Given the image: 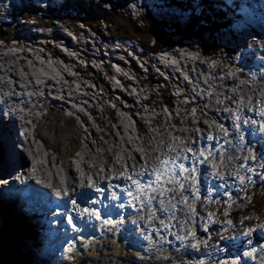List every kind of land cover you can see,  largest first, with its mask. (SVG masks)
Returning <instances> with one entry per match:
<instances>
[{"label":"bare ground","instance_id":"bare-ground-1","mask_svg":"<svg viewBox=\"0 0 264 264\" xmlns=\"http://www.w3.org/2000/svg\"><path fill=\"white\" fill-rule=\"evenodd\" d=\"M97 2L101 3L100 1ZM181 2L183 4H186V6L187 4L192 6V4H190L189 1L182 0ZM226 2L229 3V0H226ZM231 2L234 3V0H231ZM242 8H243L242 15L245 21L240 26L244 28L242 30V33L239 32L241 30L240 28L237 29L235 27L236 23H228L227 26L228 30L220 33V36L223 39H228L238 34L240 36V38L237 40L239 41V43L235 42L230 46L223 44L218 51L212 53L210 56H207L205 53H201V52L200 54H195V51H192L194 54L193 55L191 51L185 50L184 48H182L179 51L178 55L181 56L187 55L188 58L193 57L191 60H186V61L187 62L191 61L194 64L196 71L192 72V82L190 84V89L192 94H189L190 101H186L188 105H184L179 101L177 108L173 109L170 106L166 107L168 110H170L171 115L174 117V122L179 123L180 126L182 127V129L178 133L175 132L176 134H174L172 132L173 135H171L170 133L167 134V132H169V130L171 129L169 126L170 124L169 113H167L165 108L161 107L158 109V107H152V105H147L149 102L145 98L146 96L145 92H141L142 90H139L136 94H133L129 99L125 95V93L121 91L124 93L123 96H125L126 100L131 101V103L134 105L133 109L128 108L126 110L130 113V117L127 118L124 115V118H122L120 116L121 113H118V118L120 119V122L118 123L123 124V128L119 127L118 125L117 128L119 129V132L125 135L122 134L123 136L119 138L116 134V129L112 128L111 125L108 124L107 126L111 130L110 136H112L113 138L109 139L108 137H106L105 140L103 141L99 139L97 143H95V141L93 142L91 138L95 137L97 139L100 133L93 128L90 121L88 120L89 117L87 110L90 111L89 114L92 115L93 120L95 121L99 120L97 122H100V120L103 119V113L101 114V119L96 117V113H95L96 102L102 103L104 94L108 98L111 97L113 93L109 90L108 91L106 90L104 93H102L101 91L95 89L91 84H87V80L91 81L90 80L91 77L87 75L84 76L83 75L84 72L82 70H78L80 69V65L77 66L76 72H80L83 74L80 73L75 74L74 72L75 67H71L66 63H63L61 67L60 66L57 67L59 71L56 68V71L54 72L53 70L49 69V67H46L45 62L37 61L34 57V55L37 53L36 45L37 43H41L43 39L41 38V36L43 37V33H42L43 30L37 26L36 27L32 26L33 29L32 33L37 34L36 36L38 37L37 39L32 38L33 40L31 44H26L27 43L26 40L22 39L25 45H31L32 50H34L33 53L25 50L22 53L13 54L12 51L6 50L5 47H3V45L0 44V99H1L0 108L2 106L5 107L8 109V112L10 113L9 115L10 118L8 117L6 120L3 119L0 114V136L4 139L8 151V156H10L12 159V164H11L12 168L13 169L17 168V170L19 171L18 173L20 178L24 177L25 174L31 175V173H27L29 167L31 168L33 177L36 178L37 181L41 179L40 180L41 182L48 183L50 176L54 177L52 188H44L42 186L34 184L35 188L40 192L48 194L49 202L47 204H49L50 207L53 206V204L54 207L63 206L61 202L57 201L54 194L55 190L63 189L64 191H67L68 196L67 197L64 196V199L67 202H71L72 199H76L78 201V202L76 201L77 206L71 205V207L75 213H78L81 211L82 209L81 207H85V204L89 205L88 202H85L84 200L81 199L79 195L80 193L87 192L89 196L92 197L97 196L96 195L97 193L94 190H92L89 186H88L89 188L88 187L80 188L79 186L80 184L86 186L89 177L93 179L97 178L98 186H101L103 188L110 184L113 185L114 187H118L116 184L119 183L120 184L124 183L125 185H131V182L128 180H125L123 178L114 179L113 177H118L121 172H123L125 176L129 174L131 175L133 171L142 172L145 167L151 170L154 166L158 164L156 157L169 154L168 152L169 146H171L174 149L176 146H179L182 143L183 146L181 147V149H185L186 145L183 143L180 137L186 135H190V136L192 135V136H197V140L200 139L199 141H205V140H201V138L198 136L197 133L198 130L202 132V137H207L208 135H211L213 137L217 135H221L220 134V132L222 131L221 128H223L221 126H224L228 122L233 123V121H228L224 119L220 120L222 119L220 115L223 116L233 115L232 118H234L235 122L238 123L240 121L236 120V116L240 117V120L243 121L245 116L249 117L251 116V114L259 113L258 109L261 110L264 109V103H261L262 101H264V75L258 74L255 68L258 67L264 68V34L263 35L261 34L264 31V27L262 29H259L261 33L255 32V34H252L251 32H248V30L251 29L250 24L256 21L255 19L256 17L264 15V0L257 1L255 3L247 1V4L244 1ZM203 12L204 10L201 11V13ZM215 24H219V23L216 21L213 24V26ZM213 26H209V27H213ZM24 33H27V35L24 34V36L27 37L32 36L28 31ZM63 33L65 34V37L59 36L58 28H55V31L52 34L53 38L58 42L56 43L57 46H61V48L64 49L70 48L73 51L79 50V47L77 45L69 43L70 42L69 38L71 37L68 36V34L65 33L64 31ZM248 33H251V35L248 36L247 35ZM56 37L62 38L63 40L58 41ZM112 38H115V34L113 35ZM38 39L41 40L39 41ZM52 45H54L52 46L54 48L55 42ZM246 45H248V47L251 49H249ZM13 46L18 47L19 45L15 44ZM46 46L47 48L50 47V45H46ZM242 48L244 49L243 53H242ZM38 49L40 50V48ZM54 51L56 55H54L53 58L59 60L57 54H61V52L58 51V49H55ZM39 52L43 54L42 50H40ZM92 55L93 52L90 54V56ZM258 55L261 57V59L256 58ZM43 56L46 55L43 54ZM18 57L20 59H18ZM237 58H239V60L241 61H246L249 63L250 69L247 72L241 71L242 73H240V71L238 72L231 71L234 65L237 64L236 62ZM96 60L99 62V58ZM223 61L226 62L225 68L221 67L224 63ZM19 66H21V68ZM92 72H96L95 68H92ZM216 73L225 74L230 79V83H231L230 86H226L225 82L221 83L220 82L221 78L215 75ZM160 80H162V77ZM77 81L79 87L75 86V82ZM162 81L165 84H167L166 80H162ZM196 81H199L200 83L204 84L201 87V89L198 88V84ZM246 82L250 84V90L248 91V93L252 97L249 94L246 95L244 93H240L239 90L240 86L242 85L245 86L244 84ZM103 84H106L108 86L107 82H104ZM136 85L137 88H140L138 84ZM207 88H211V90L213 91V93H211L212 97H210L208 94H204V90ZM244 90H246V88H244ZM260 90L262 91L263 96L256 95L257 91ZM55 92L59 93L58 98L55 97ZM68 93L71 94V98L67 96ZM173 97H175L174 99L176 98L178 100L181 99L178 93H175V95L173 94ZM94 98L97 99L96 102L93 101ZM134 98L140 99V101L137 102ZM193 98H201L205 110L204 109L198 110L197 108H195V111L190 110V106H191L190 103ZM84 99L86 100V103L90 102L91 106H88L85 102H83ZM67 100H69L70 102H76L77 104H79V106L77 107L76 104H70V102ZM194 101H196L198 104H201V102L198 101L197 99H194ZM115 104H117L118 109L122 106L125 107V105L124 104L122 105L120 101L115 102ZM246 105H249L251 108H253V112L245 111ZM53 107H54V111L59 112L60 115H63V117L65 118L71 116H73V118L74 117L77 118L76 116H79L81 119V122H79L74 128L75 133L79 134L80 136V138H78L79 139L78 140L79 147L77 149L78 151L74 155L76 157L77 163L73 162L72 160L67 161V156L65 157V160H62L60 158L62 152H60L59 155H57L56 157L53 158V160H51L52 155L51 153L48 152L47 148H49L52 145L55 148V152L56 151L58 152L60 147V145L58 144L63 143L65 141H69L72 135V131L69 128L58 127L56 125H50L47 123L48 118L46 117L45 111ZM107 107L111 109L113 108L109 105H107ZM256 107L259 108L255 110L254 108ZM135 109L141 110V111H136L135 113L136 116L143 114L141 117L142 122L144 123L143 126L147 127L145 133L142 134L136 133L134 127L132 126V118L133 119L135 118L133 115ZM218 109H220V111H218ZM137 112L139 114H137ZM234 114L236 116H234ZM16 117L20 119L19 126L22 128L24 135L26 137L25 148L24 150H22L21 147L19 151L15 150V141H14V136L16 135L15 127H17L18 129V126L16 125L15 122ZM204 117L207 118V121L203 120ZM147 118L150 119L149 124L146 123L144 120ZM152 120L161 121L162 123H164L162 128L159 130L153 128ZM227 126H229V124H227ZM150 127H152V129ZM251 127H257V126H251ZM127 129L129 130V132L127 131ZM162 129L165 130L163 134H162ZM46 130H52L53 137L58 141V143H56L55 145L51 143L47 134L45 133ZM228 130H233V128H230ZM261 136L262 134L260 135V138ZM160 139L162 142H158ZM247 139L248 142L252 145V147L256 151L255 153L252 150L254 155H257L260 151H264V142L263 144H261L262 148H258L257 144H254L249 138ZM39 140H41L42 143L41 142L38 143ZM187 141L191 143L193 140L189 138L187 139ZM248 142L246 141L245 144L234 142V146L231 145V147L228 149L225 146H223L221 150L218 149L208 150V148L205 151L203 150L207 158L213 159V163L206 162V164L204 165H200V164L195 165L197 168L200 169V172L197 173V180L193 181L190 178L188 181H182L184 183V189L196 187V189H193L192 192L198 191V195L199 194L205 195L204 196L206 198L205 207L207 209L204 211L205 208L203 209L202 207L198 206L197 211H199V214L202 216V219L210 222V224L215 229H218L219 227L218 224L214 222L215 221L214 218L216 219V217L219 215V212L218 215L217 213L213 212L215 204L219 203L221 208L228 206L227 204L231 202L232 204H235L236 201H234V199H237L235 197L238 196L239 192L235 193V195L233 196L225 197V192H224L225 190L218 189L216 182L214 181L212 176L216 175V172L218 176L221 174H225L223 180L226 183V189H231L235 184L242 186L243 184L240 183V179H238V176L241 174L242 171H244V169H241V166H236L235 164L241 162L243 160L242 155L248 153V151L245 149L246 145H249ZM229 143L231 144L232 142ZM98 146L102 147L103 149L102 152H99L97 150ZM124 146H126V148H124ZM162 146L164 147V151H165V153L163 154L160 152V150H158V147L160 149ZM203 146L206 147L205 144H203ZM236 149L240 150L241 156L234 157ZM258 150L259 152H257ZM28 151H30V153ZM174 154L175 153H171V155ZM188 154L189 153L185 155L189 157L193 155V153L189 155ZM222 154H226L227 157L221 159ZM3 155H4L3 149L0 148V158H2ZM250 156L251 155L247 154V157ZM42 157L45 158L44 161L42 160ZM139 157H143L144 159L139 160L138 159ZM229 157H233V158L229 159ZM200 159L202 160L203 157H200ZM65 162H68V164L65 165ZM185 164L186 166L192 165L190 160L186 161ZM249 164L252 165L253 163L249 161L247 164H243V165L248 166ZM21 165H24V167L22 168ZM126 165L127 168L125 167ZM205 168L207 169V174H206L207 180L209 178L212 179V183L210 185L206 182V180L200 178ZM220 168L223 169L224 171H222ZM254 169L255 172L252 173L254 177L260 176L259 174L260 171H261V175L264 174V171H262V169H258V170L256 168ZM228 171L232 172V174L227 173ZM247 174L248 173L245 172V176H247ZM3 176L4 173L0 172V177ZM147 177H148L147 174H145L143 177H139V178H141V180H144ZM3 183L4 182H2V184ZM78 183L80 184L77 185ZM263 183L264 181L259 185H263ZM25 185L29 186L28 184ZM168 185L170 188H175L176 191L174 193L173 192L168 193L167 197L158 196L157 199L152 202V206L154 207L158 199L160 198L167 199L165 200L166 209L169 210L170 214L174 213L172 214L174 215V218L173 219L169 218L171 215L167 214L165 211H161V208L157 206L158 212L163 213L164 218H166L165 221L166 228L161 227V230L169 228L174 230L176 234L182 232L186 235L187 238L184 241H181L180 240L181 238L177 239L176 244H180L181 242L189 244L196 238L200 237L198 235H195L193 232H191L189 228L186 226L187 221L190 223L191 219L194 217L195 214L196 209L195 210L188 209V207L192 205V202L194 201L195 198L190 195L189 191H185L184 189H181L178 184H174V185L168 184ZM72 188H74L75 192L71 190ZM209 188H213L215 192L210 193L208 191ZM115 190H119V189L116 188ZM185 197H188V199L185 200ZM245 197L246 195L244 194V198ZM237 200H241V199H237ZM196 202H198L200 205V200H197ZM177 204L179 205L178 208L180 210L176 208ZM64 207L69 208V204H65ZM148 209L149 206L143 204L141 210L146 211ZM136 211H138V209ZM39 213L45 214L44 211H39ZM235 214L236 213L234 212L233 216ZM198 216L199 215L196 214L194 220ZM176 218L177 219L183 218V220L186 223H184L183 220L182 221L176 220ZM42 219L45 218L42 217ZM221 219H222V215H221ZM256 223L258 224L256 230L253 231L250 235L247 234L246 236H241V235L236 236L238 238L237 243L241 244V246L237 248V252H240L241 247L248 246L247 239H252L251 242L252 254H250V252L248 254L246 250L245 256L244 257L242 256V258L240 259V263H238L235 259H233V257H228L227 260H231V262L225 264H237V263L264 264V242L260 243V240H264V234L261 232L262 230H264L263 229L264 216L258 218L256 220ZM223 226L228 227V233L236 234L241 231L243 224L235 225V227H233L231 226V223L227 222L224 223ZM15 232L22 234L23 237L19 238V240H21L24 239L26 233L33 232V229L30 223H28L27 221H22L18 228L15 225ZM30 238L33 239V237ZM230 240L231 239H229V243H227L226 241V244L232 245V242ZM27 241L29 242L31 241L32 246L34 245V241L25 238L24 243L25 242L26 243L24 248L30 249L31 246L28 245ZM51 241L52 240H50V242ZM219 246L220 245H216L215 247L212 246L210 248L215 249L218 248ZM188 249H189V254L188 253L187 254L190 257H188L189 259H184L183 264H196L194 263L196 262V260L195 261L193 260L192 262V259L195 257H200L199 255L194 256L196 252H200V251L198 250L194 251L193 247H189ZM30 252L32 253V251ZM23 254H29V253H23ZM219 257L220 256L218 255L215 258H210V260H204L201 264H218L217 259H219ZM33 260L37 264H39V260L38 258L36 259L35 254H33ZM53 261L54 264H61L60 262H57V260H53Z\"/></svg>","mask_w":264,"mask_h":264},{"label":"rangeland","instance_id":"rangeland-1","mask_svg":"<svg viewBox=\"0 0 264 264\" xmlns=\"http://www.w3.org/2000/svg\"><path fill=\"white\" fill-rule=\"evenodd\" d=\"M10 1L12 3L14 1L12 7H11ZM45 1L46 0H22V1L21 0H0V9H2L1 4H4L5 6H8V9H13V11L15 12L12 15L8 12L7 15H6V14H2L1 10H0V32L3 31V32L0 33V44L3 45V47H5L6 50H10L11 51V49H12L13 54L22 53L25 50L26 51H30L32 53L34 52V50H32V49L27 50V49L18 48V47L13 46V44H12V46H10L8 41H3L6 38L7 39L8 38H12V41H14V39L16 37H21L23 32H27L28 31L32 36L28 37V39H25L26 38L25 37L24 39L27 42L26 44H31L33 39H37L38 38V37H36L37 34L32 33L33 32L32 26L36 27L35 25H32V23L33 24H37V23L53 24L55 28H58V31H59L58 35L61 36V37H65V34L63 33V31L65 32V28H63L61 26L63 23L60 20L59 21H56V20L52 21V19L50 20L48 18L50 16L48 12H45V14L41 17L40 21L37 20V19H39L40 13H41L40 9H38V8L41 7L42 4L44 6L45 5ZM54 1H55L54 3H51V1H50V3L47 2V4L44 7H48L52 11H56V9L58 7H60V6H57L56 3L59 2L60 4H62L65 0H54ZM74 1H76V0H72V2H74ZM110 1H112V3H115L118 0H110ZM65 2H67V1H65ZM93 2L94 3H98V2H95V0ZM157 2L160 4L158 6L159 10L162 11L163 8H166L167 10H169L168 11L167 20H165L166 21L165 22L166 23V27L165 28L168 29V31H169V29L171 27L173 29V26L170 23H173L174 15H177V20L180 21L181 26L183 25V20H185V19H193V21H194L197 18L198 23H196V27H194V30H196V31L192 32V33L196 34V35H200L198 32L201 33V31H204L205 36L208 38V42L213 41V40H218V42H219L220 34L218 33L219 31L217 32L218 28L209 27V26H213V24L216 21L219 22L218 21V15L215 12L210 10L211 6L208 5V3H206L204 0H192V1H190V4H192V6L190 5L191 9H186L185 10L187 12H190V10H194L197 14L199 13V15L186 14V12L182 11L181 9H177V4H176L177 0H174V2H175L174 5H176V7H171L169 2H168V0H157ZM78 3H81L79 5H85L86 4V2L84 0H78ZM199 3H200V5H199ZM31 4L33 6H31ZM129 4L130 3H129V0H128V3L119 5L117 7L118 9L116 10L118 12V14H116V15L117 16H122L123 15L124 17H126V18L130 19L132 22H134V21H136V18L131 17V13H130L131 11H130V5ZM21 5H27V7L30 10H32L33 8H36V10L34 12L35 16L33 18H26V19L21 20L22 18L21 17L19 18L17 16L18 15L17 11H20ZM101 5L104 6L105 4L101 3ZM202 6L205 7V9H203ZM61 9H62V7H60V10ZM121 9L125 10V14L121 13L119 11ZM151 9L154 11L152 6H150V8L142 7L140 10L142 12H146L147 10H151ZM197 9H199V10H197ZM200 10L201 11L205 10L206 12L201 13ZM217 10H219V9H217ZM67 13H68V11L67 12H63L64 16ZM90 14L84 15V16L88 17ZM15 15H16V17H15ZM81 17H83V15H81ZM151 17H153V16H151ZM199 18H203V19L199 20ZM31 19L34 20V21H32ZM42 19H43V21H42ZM113 19L115 20L114 16H113ZM118 20H119V18H118ZM224 20H225V18L222 16L220 18V21H224ZM88 21L95 28V30L101 29L102 32H103V35L105 37L109 36V34H111L109 32H112V30L107 32V31H105V29H107L109 26H112V28H114L113 24L112 25L108 24L106 19L103 21V19H99V18L95 19V18H93L92 20H88ZM207 21H209V23ZM140 22L142 23V26L143 25L148 26L149 23H150L149 20H148V22H146L145 18H142V19L138 20V22H136V23L139 24ZM200 23L206 25L207 27H205V26L202 27L203 25H201ZM227 24H228V22H227ZM106 25H107V27L104 28V26H106ZM114 25H115V23H114ZM18 26L20 27L21 31L20 32L17 31L19 34L15 35L16 27H18ZM55 28H48V29L41 28L43 30V32H42L43 33V37L41 36V38H43V39H42L41 43H37V45H36L37 46L36 47V51L37 52L40 51L38 49L39 46H42L44 43H46L47 45H50V46H54L52 44L55 42L54 50L58 49V51H60L61 54H63L65 49L61 48V46H57L56 43H58V42L53 38V35H52L54 33V31H55ZM172 29H171V31H174ZM215 29H217V30H215ZM197 30H198V32H197ZM239 32L242 33V30H240ZM24 34H27V33H24ZM263 34L264 33H262V35ZM116 35H117L116 38H118V37L122 38L121 36H119V34H116ZM247 35L250 36L251 33H248ZM235 38L239 39L240 36L237 34L235 36ZM22 39H23V37H21V40ZM69 39H70V42H69L70 44L72 43L74 45H77L78 47L80 46L79 42H77L76 40L74 41L71 38H69ZM113 39L114 38H112V40ZM38 40L40 41L41 39H38ZM62 40H63L62 38L58 39V41H62ZM195 40H196V38L194 36H191L190 38L186 39L185 41L183 40V43H181V45L184 46L183 48L185 50H188V51H191V50L204 51L203 48H200V47L197 46V45H200V44H198V43L197 44H193L195 42ZM122 41L124 42V47L118 46V48H120V50H121V48H129L131 46H135L134 43H136L134 41H129V40L128 41L122 40ZM15 42L16 41H14V43ZM128 43H130V44H128ZM236 43H239V41H236ZM182 46H180L179 48H176L174 50L172 61H170L169 63L173 64V62H174L173 60L176 57V53ZM246 46L248 47V45H246ZM249 49H251V48H249ZM243 50L244 49L242 48V53H243ZM48 54H50L51 57H53L55 52H52V51L49 50ZM192 54H193V52H192ZM195 54H200V52H195ZM34 57L39 62H45L46 67H49V69L53 70L54 72L56 71V65L54 64V60H58V59L51 58L52 59L51 62L48 61V59H46V61H43V59H45L46 57L40 58L38 53L35 54ZM192 58L193 57L188 58L187 55H183V56L178 55V57H177V59H183V60H191ZM18 59H20V58L18 57ZM83 59H84V57H82L80 62H82ZM135 59H137V58L135 57ZM143 60L150 64V66H151L149 68L150 74L152 75V77L154 78L155 81L158 80V79H161L159 74H162V72H165L163 70H159L158 71V68H162V69L168 68L165 65V63H163L160 60H157L156 58L151 59L149 57V55L147 56V58H145ZM140 63H142V62L140 61ZM19 67L21 68V66H19ZM76 68H77V66H76ZM171 68L173 69V67H171ZM143 69H144V71H146V68L143 67ZM172 69L169 70L170 74L172 72ZM67 72H69V71H67ZM69 73H71V72H69ZM93 73H94V76H95L94 79L96 80V82L98 84H103L104 82H106L104 79H102V76H99V74L97 75V72H93ZM75 74H79V73L76 72ZM80 74H83V73H80ZM146 75H147V77L149 76V74H146ZM87 76L91 77V79H90L91 81L87 80V84H91L95 89H98L100 91V89L98 87H96L97 85L94 82L93 77L90 76V75H87ZM174 76H175V74H174ZM144 78H146V77H144ZM175 78L177 79V76H175ZM108 80L110 81L109 78H108ZM162 80H165V79H162ZM135 83L140 85L145 90V92L148 91L146 88H147V84H149V82L145 81L144 84L142 85V83L139 82V80H136ZM136 84L131 86L134 93L130 94L129 91L126 92L129 95L124 92L123 87H121L120 85H119L120 87L116 88V89L117 90H121L122 89L121 91H123L125 93V95L129 99L133 94H136L139 90H142L141 88H137ZM230 84H231L230 82H227L226 86H230ZM78 85H79L78 81L75 82V86L77 87ZM167 85L170 86L171 84L168 83ZM244 85L245 86H243V85L240 86V89H239L240 93H244V94L248 95L249 94L248 91L250 90V84L248 82H246ZM171 86L175 87L173 85H171ZM155 87L159 88L157 85H155ZM165 88L166 87H163V89H165ZM244 88H246V90H244ZM81 91H83V90H81ZM170 91H172V92H169L170 95L167 96V97H164V96L160 97V96L156 95L154 98H152V100H151V98H147L146 96H145V98H146V100H148V102H151L152 107H158V109L162 107V108L166 109L167 113H169V120H170L169 126H170V129H171V130H169V132H167V134L170 133L171 135H173V133L174 134L178 133L182 129V127L180 126L179 123L174 122V117L171 115L170 110H168L166 108L167 106L163 107L161 105L169 103V104H171V107L174 109V108H177V105H178L179 101L181 103H183L184 105H188V104H187L186 100H181V99L178 100L177 98L174 99L175 97H173L172 95L173 94L175 95V93H174V91L172 89H170ZM206 91H207V94L210 97H212L211 93H213V91L212 90H207V89H206ZM123 92H121L122 95H124ZM141 92H143V90ZM146 93H148V92H146ZM146 93H145V95H146ZM153 93L158 94V92H156V91L149 92L148 94L152 95ZM261 93H262L261 90L257 91V94H261ZM52 96H53V94H52ZM67 96L69 98H71V94L70 93H68ZM55 97H57V98L59 97V93L58 92H55ZM117 98H119V100ZM134 99L137 102L140 101V99H137V98H134ZM67 101H69V100H67ZM93 101L96 102L97 99L94 98ZM119 101L121 102L122 105L123 104L124 105L127 104V102L125 100L120 99V97L118 96L117 93L114 94V96L111 95V97H108V98L104 94V98H103L102 103H97L96 102V112H95L96 113V117L101 119V114L103 113V119L100 120V122H97L99 120H96V121L93 120L92 115L89 114L90 111L87 110L88 117H89L88 120L90 121V123L93 126V128L100 133L98 135L97 139L95 137L91 138L93 140V142L95 141V143H97L99 141V139L103 141V140H105L106 137H108L109 139L113 138L112 136H110L111 130L107 126L108 124H110L112 128L116 129V134H117V136L119 138H121L123 135H125V134L119 132V129L117 128V125L118 126L120 125V123H118V122H120V119L118 118V113H121V115L120 114L119 115L122 118H124L123 112L127 110L123 106L120 107L119 109H118V107H116L117 104H115V102H119ZM83 102L86 103V100L84 99ZM74 104H76L77 107L79 106V104H77L76 102H74ZM86 104L88 106H91L90 102H87ZM106 104L111 106V107H113L114 109L113 108L112 109L108 108ZM0 105H1V102H0ZM127 105H129V104H127ZM133 108H134V105L131 103V106L129 107V109H133ZM258 108L259 107H257V109ZM248 109H253V108H251L249 105H246V110L245 111H248ZM190 110L195 111V109H192L191 106H190ZM218 111H220V109H218ZM258 111L259 112L260 111H264V109L263 110L258 109ZM45 114H46V117L48 118L47 119V123L48 124L56 125L58 127H66V128H69L72 131L71 139L69 141H65L63 143H59L58 144V145H60L58 152L57 151L55 152V148L52 145L49 148H47L48 152L51 153V155H52V159L51 160H53L54 157H56L57 155L60 154V152H62V155H60V158L62 160H65V157L67 156V160L70 159V160H73L75 162L76 161V157L74 155L78 151L77 150L78 147H79V141H78L79 139L78 138H80V136H79V134L75 133L74 128L76 127V125L79 122H81L80 117L76 116L77 118H75V117L73 118V116H71L72 119H71V117L65 118V117H63V115H60L59 112H56V111L53 112V110H50V111L47 110V111H45ZM224 116L226 118L230 119L231 121H235L234 118H232L233 115H224ZM234 116H236V115L234 114ZM8 117L10 118L9 115H8ZM64 118H65V120H64ZM69 119H70V121H68ZM244 119H255V120H257V117L255 116L253 118L252 116H249V117L245 116ZM220 120H223V119H220ZM227 124H229V126H227ZM164 126H166V125H164ZM198 127H200V126H198ZM150 128L152 129V127H150ZM230 128H233V123L228 122L221 129H222V131L224 133L226 129L228 130ZM164 132H165V130L162 129V134ZM45 133L47 134V136H48L49 140L51 141V143H53L54 145L56 143H58V141L56 139H54V137H53L52 130H46ZM197 133H198V136L201 138L202 137V132L200 130H198ZM244 134H245L244 139L240 140L238 143H244L245 144L246 141L248 142L247 138H249L254 144H256V142L251 139L252 136L250 134H248L247 132H245ZM217 136H219V135H217ZM187 137L191 138V140L192 139L193 140H197V136L187 135ZM189 138H187V139H189ZM41 140H42V138H41ZM41 140H39L38 143L39 142L42 143ZM198 140H200V139H198ZM244 140H246V141H244ZM229 141H231L232 143L230 144V143L227 142L224 145L227 149L230 148L231 145L234 146V142H237V140L231 135L229 136ZM158 142H162L161 139ZM165 142H167V141H165ZM261 144H263V143H261ZM167 145H168V143H167ZM206 145H207L208 150H210V149L213 150L214 149V148H212L213 145H210L208 143H206ZM176 148H177V146L174 149H176ZM252 148L253 147H252V145L250 143H249V145H246L245 149L248 151L247 154H249V155L254 154V153H252L253 151L256 153L254 148L253 149ZM258 148H262V146L258 144ZM221 149H218V150H221ZM97 150L99 152H102L103 149H102V147L98 146ZM158 150H160V152L162 154L165 153L163 146L160 149L158 147ZM214 150H216V149H214ZM257 152H259V150ZM72 154H73V156H72ZM247 154L242 155L243 160L241 162H239V163H236L235 165L236 166H241L242 164H247L249 161H246L244 159L247 156ZM238 156H241V153H240L239 149H236L234 157H238ZM225 157H227L226 154H222L221 155V159H224ZM42 160L44 161L45 158L42 157ZM207 162L213 163V159L212 158H207ZM67 164H68V162H65V165H67ZM144 166H146V165H144ZM192 166L193 165H191V166L189 165V166H186V167H192ZM248 166L256 168L257 170L261 169L259 160L256 161V163H253L252 165L249 164ZM221 170L224 171L223 169H221ZM262 171H264V170H262ZM245 172H246L245 170L242 171L241 174L238 176V179H240L241 176H245ZM227 173H231L232 174V172H230V171H228ZM262 175H264V174H262ZM247 176H251L252 182L249 183L248 180L246 179L242 186L239 185L241 187V190L238 193V196L235 197V198L241 199V200L234 199V201H236L235 204H232V202L227 204L228 206H226V207H229V209H224V207L221 208L220 205H219L218 209L214 208V210H213L214 213H217V215H218V212H219V216H217L216 219L214 218L215 221L213 220L214 222H216L218 224V226H219L218 229H215L210 224V222H208L206 220H203L202 216L199 214V211L195 210L196 207L198 208V206L202 207L203 209L205 208L204 211L207 209L205 207V201H206V198L204 197L205 195H200L199 194L198 195L199 198H195L194 201L192 202V205H190L188 207V209H190V210H195L194 217L196 216V214H198L199 216L196 217L195 220H194V217H193L191 219L190 223L188 221L186 223L183 220V218H180V219L176 218V220H179V221L183 220L184 223H186V226L189 228V230L191 232H193L195 235H198L200 237L205 238V241L200 240L201 242H198L197 241L198 239H197V240H193L189 244L185 243V246H184V243L181 242L180 244H176V245H172L171 247H168V249L165 248V247H161L164 244V243H161V242H166V241L170 242L171 239H167L166 237H169V236H164L163 235V234H168V232H166L167 229H164L163 232L161 231L160 227L166 228L165 227L166 223H164V225L162 226L160 224V221L161 220L166 221V220H164L162 217H160V216L164 217V215H163V213L158 212V207H157V206H159L161 209L162 208L166 209L165 200H167V199H161V198L158 199L156 205L154 207L153 206L149 207V209L146 210V211L141 210L142 207H143V204H141L139 202V206L137 208L138 211H136L137 209L136 210L133 209L131 211V210H129L127 208V205H130L129 202H128L129 198L127 197V195H126L127 198L122 202L119 199L120 197L117 194H115L114 191L111 192L109 190L110 188H114V186L111 185V184L108 185V187H106L107 191H106V194H105V199H104L105 201H103V194L102 193H97L96 197H92V196L90 197L89 196V201L95 200L96 201L95 204H92L91 202H88L89 205L85 204V207H81L82 209L83 208H90V209L94 208L99 213L100 219H97L95 216L89 217L88 213H81V211L78 212V213H75L72 210V207H71L72 203L71 202H67L66 200L65 201H61V200L59 201L63 205V206L61 205L62 207H54V204L50 208L48 207V205H46V206L45 205H40L39 206V208H40L39 211H44V213L46 215H48V216H46L45 214H41L42 212L39 213V211L35 210V212H38V213H37V217H35V218L33 217V221L32 222H29L26 218H23V216H21L19 213H17V210H16V213H17L18 217L14 216L11 211L8 212V215L10 216V219L11 218H19L20 221L18 223H21L22 221H27L32 226L33 232L26 233L24 239L19 240L17 242V245H16V247L19 248L20 253H29V254H26V255L24 254V255L27 258H31L32 264H37L33 260V254H35L36 259L38 258L39 264H51L50 262L52 260V257L56 258L57 262H60L61 264H87V262H90L89 264H97V263L98 264H134L133 261L135 259L146 260V262L148 264H176V263H178V261H176V259H183L184 257L188 256V254H189V249L188 248L189 247H193L194 251H197L198 250V248H197L198 243L200 245H201V243H203V245H202L203 248H208V247L210 248L212 246L215 247L216 245H220L221 243L222 244H226V241H224V240H229V237L231 236L232 233L224 235L226 233V231L228 232V227L227 226H223V224L227 223V222H230V219L229 218H223V214H225L223 212H226V213H231V212L234 213L235 212L236 213L235 214L236 216L234 215L235 218H236V222L234 224H231V226H233V227H235V225H242L243 221H245L248 225L250 224L249 225L250 228H254L256 226V224H257L256 220L258 218L264 216V213H263V216H261V213L263 211L262 208L260 209L257 206V200L262 199L263 202H264V183H263V185L259 186V184L262 183L264 180L260 179L261 175L258 176V177H254L252 173L251 174L248 173ZM247 176H245V177H247ZM200 178L206 180V182L209 185L212 183V179L209 178L207 180V176H205L204 174H202L200 176ZM137 179H141V178L137 177ZM128 181H130V180H128ZM79 184L80 183H78L77 185H79ZM25 186H27V185H24L23 188ZM30 186L35 188L34 184H30ZM84 187L87 188L88 184L86 186L84 185ZM71 190L73 192H75L74 188H72ZM115 191L116 192H120L121 189L120 190H115ZM247 192H248V194H247ZM12 193L13 192H4V193H2L0 195V200H3V201H0L1 208L5 209L6 208L5 201H9L10 199H11L12 203L15 206L16 205L19 206L18 204H21V200H17L16 202H15V200H13V194ZM54 194H55V191H54ZM110 194H111V197L114 196L115 199H109L108 197H109ZM136 194L139 195L138 193H136ZM244 194L246 195L245 198H244ZM150 195H153V193H150ZM8 196L10 197V199H6ZM134 197H135V193L133 195V198ZM160 200H163V204H161L159 202ZM197 200H200V205H199L198 202H196ZM65 204H69V208L68 207H64ZM195 204H197V206H195ZM24 205H25V207H29L26 204H24ZM118 205H123V207H118ZM105 206L108 207V212L105 211ZM36 207L37 206L33 205L31 208L29 207V209L30 210L36 209ZM56 208H58V211H57ZM22 210L25 211V209H22ZM182 210H184V209H182ZM57 212H59V213H57ZM131 214H132V216H136L133 219V221H132V218H130ZM172 214H174V213H172ZM172 214H170L171 216L169 217L171 219L174 218V215H172ZM53 215H58V217L57 218H52ZM221 215H222V219H221ZM150 216L152 218H149ZM39 217L40 218L44 217L45 219L41 220V219H39ZM4 218H5L4 213H3L2 209H0V230H2L1 228L8 224ZM47 218H49L50 221H47ZM69 218L72 220L73 224L76 226L75 229H73V224H69L68 223ZM104 220H111V221H113V223L105 224ZM12 222L13 221L10 220L9 223H12ZM136 222L148 223V227L147 226H144V227L140 226L139 230L141 231V233H145L146 232L144 234V236L141 235L142 239L144 238V240H151L153 238L154 239L156 238L157 241H154V245H152V247L149 246L147 248V247H144L145 244H139V243H135V245H134L133 239L130 237V236H132V229H131L132 225L131 224L132 223H136ZM251 224H252V226H251ZM46 226L48 228H45ZM194 226H196V227H194ZM11 228L15 229V225L13 224L11 226ZM96 229H97V232L94 233V231ZM244 230H246L245 225H244ZM63 231H64V237L58 238L57 236L61 235ZM137 232L139 233L138 230H137ZM169 233H170V235H172V241L180 239V238L182 239L183 238V234H184L182 232L176 234L175 231L172 230V229L169 230ZM243 233H244V231L242 232V229H241L240 232H238L236 234H232V236L236 237V236L242 235ZM201 234H204V235H201ZM8 235H9L10 238L11 237L14 238V236L15 237L19 236L20 237L22 234L10 230V231H8ZM32 235H35L39 239V241H38L39 243H38V245L35 244V245L32 246L31 245V241L30 242L27 241L28 245H30L31 247H30V249L29 248L25 249L24 246H25L26 242L24 243V240H25V238L33 240L32 238H30V237H33ZM47 235H48V238H47ZM49 236H51V237H49ZM68 239H70V241H73L74 244L71 245L72 243H70V241H68ZM103 239H105L106 241H103ZM46 240H47V242H46ZM50 240H52V241L50 242ZM131 242H132V247H131ZM239 244L240 243H237L236 246H239ZM178 245H180V246H178ZM194 245H195V247H194ZM232 245H233V243H232ZM232 245H230V246H232ZM135 246H136L137 249H139L142 252H144V254H141V253L137 254L138 250L135 249ZM46 249H48V250H46ZM14 251H15V253H14L15 256H14V258L12 260H16L17 259L16 258L17 255L20 254L19 252H17V249H15V248H14ZM30 251H32V253ZM45 251H47V252H45ZM224 251L225 250H223V248H222L221 251L217 250V252H210L209 251L207 253L208 254L207 257L208 258H215L218 255L221 256V253L224 252ZM70 252H72V254H74L72 257L69 254ZM234 253H236V252H234ZM51 254H53V255L50 256ZM98 254H99V256H96ZM91 255H93V256H91ZM226 256H229V255H226ZM19 258H21L20 255H19ZM94 259H96V260H94ZM186 259H189V258H186ZM198 259H199V257H195V258L192 259V262H193V260L195 261V260H198ZM237 259H238L237 262L240 263V259L241 258L238 257ZM223 260L225 261L226 258H224ZM203 261L200 260V262L197 263V261H196L194 263L201 264ZM228 262H231V260H227L226 261V263H228ZM1 264H3V263H1ZM8 264H10V263H8ZM249 264H252V263H249Z\"/></svg>","mask_w":264,"mask_h":264},{"label":"clouds","instance_id":"clouds-1","mask_svg":"<svg viewBox=\"0 0 264 264\" xmlns=\"http://www.w3.org/2000/svg\"><path fill=\"white\" fill-rule=\"evenodd\" d=\"M65 1H67V2H65ZM62 4H60V3H56V5L57 6H60V7H62V11L60 10V7H58L57 9H56V11H52L51 9H49L48 7H44L43 6V4L41 5V7H39L38 9H40V11H41V13H40V17H42L44 14H45V12H48L49 13V15L51 16V17H53V16H56V17H54L53 18V20L52 21H54V20H56V21H61L63 24L61 25L63 28L65 27V28H75L77 31L78 30H82V32L84 33V34H86V35H88L89 33H90V35H93V36H95V38H99V39H101L100 41H98V43H96V45H97V47L98 48H100V46L102 45V41H104L108 46H109V50H108V52H107V54H108V58L110 59V61L111 62H118L117 60H119L120 58H122V57H125V58H127L128 59V57H130L129 56V54H128V52L127 53H125L124 52V50H123V48H121V50H120V48H118V46H122V47H124V42L122 41V40H126V41H134V42H139V45L141 46V48L142 49H148V48H145L143 45H142V43L138 40V39H136V38H134V37H122V38H116V36H115V38L112 40V37H113V34L112 35H110L109 34V36H104L103 35V32H102V30L101 29H98V30H95V28L92 26V25H88V23L87 22H85L84 20H78L76 23H75V25H73V24H70V20H71V18H72V16L71 15H73V12L77 9V8H67V7H65V5L67 4V3H70V1H72V0H65ZM76 1H78V0H76ZM85 2H86V4L85 5H79L80 3H78V7L80 8V7H84L85 9H83V10H85V11H87L86 10V6H87V4L91 1V0H84ZM97 1H101V3H103V4H105L103 7H104V9L105 10H113V9H115V10H117L118 8V6L120 5H115V3H112V1H110V0H95V2H97ZM150 3H151V1L152 0H148ZM182 0H178L177 2H176V4H177V9H181V7L183 6H185V8H191V6L190 5H188L187 4V7H186V4H183L182 2H181ZM190 1H192V0H189V2ZM206 3H208V4H210V2H212V4L213 5H217V6H219V8L220 7H223V8H227V6L225 5V2L224 1H222L221 3L219 2V1H217V2H215L214 0H204ZM47 2H49L50 3V0L48 1V0H46L45 1V5L47 4ZM55 1L53 0V2H51V3H54ZM168 2H169V4H170V6L171 7H176V5H174L175 4V2H174V0H168ZM13 3H14V1H13ZM13 3H11V7L13 6ZM165 3V2H164ZM173 3V4H172ZM156 5L157 6H159L160 4H158V3H156ZM1 7H2V9H0L1 10V13L2 14H6L7 15V13L9 12L11 15L13 14V13H15L14 11H13V9H8V6H5L4 4H1ZM23 7H27V5H21V7H20V11H17V16L20 18H22L23 16H22V10H23ZM214 8V7H213ZM215 8H217V7H215ZM157 9H159V8H157ZM218 9V8H217ZM122 10V11H121ZM121 10H119L121 13H124L125 14V10H123V9H121ZM68 11V13L64 16V14H63V12H67ZM147 13L144 15V16H139V17H137L136 18V21H138V20H140L141 18H143V17H151V16H153V17H151V18H154V19H157V20H162L163 22H164V27H166V21L165 20H167V19H164V18H159L158 16H156V15H153L154 13H152L150 10H147L146 11ZM71 13V14H70ZM217 13H221V16H219L218 17V23L219 24H215V28H218V30H217V32L220 34V33H222V29H224V30H228V24H227V22H225V20L224 21H220V18L222 17V16H224V14L222 13V11L219 9L218 11H217ZM70 14V15H69ZM68 15H69V20H67V21H64V17H68ZM15 17H16V15H15ZM131 17H133V15H131ZM168 17V16H167ZM12 18V17H11ZM27 18H33L32 16L31 17H27ZM135 18V17H134ZM25 19V18H24ZM173 23H170L172 26H173V29L172 30H174L173 32H172V34H173V38L175 39V40H177L178 38H179V36H177L176 34L177 33H179L178 32V29H179V27H182V28H185V27H187L188 26V24H189V22H192L191 21V19H185V20H183V25L181 26V24H180V21H178L177 20V15H174V17H173ZM21 20H23V18L21 19ZM32 20V19H31ZM37 20H39L40 21V18L39 19H37ZM20 21V20H19ZM32 21H34V20H32ZM197 21V23H198V20L197 19H195L194 20V22H196ZM205 22V21H204ZM220 22H222V23H220ZM65 23V24H64ZM229 23V22H228ZM191 24V23H190ZM201 24V23H200ZM32 25H35V26H37V27H39V28H44V29H47V28H49V27H52V25L53 24H42V23H37V24H33L32 23ZM83 25V26H82ZM201 25H203L202 27H207L206 25H204V24H201ZM107 27V25L106 26H104V28H106ZM194 27H196V25L194 26ZM220 27H224V28H222V29H220ZM112 29V26H109L107 29H105V31H110ZM223 30V31H224ZM20 32L21 30H20V27L18 26V27H16V31H15V35H18L19 33L18 32ZM196 30H194V32H195ZM3 32V31H2ZM197 32H198V30H197ZM264 32V31H263ZM110 33V32H109ZM200 35H198V36H194L195 38H196V40H195V42L193 43V44H200V45H197L198 47H200V48H203L204 49V51H198V52H201V53H205L207 56H210L212 53H215L216 51H218L220 48H221V46L223 45V44H226V45H228V46H230V45H232L233 43H235L238 39H236L235 38V36L234 37H231V38H228V39H223V38H221V36L219 37V42H218V40H213V41H210V42H208V38L205 36V33H204V31H201V33L200 32H198ZM27 35V34H26ZM180 35V34H179ZM196 35V34H195ZM21 37H23V39L25 38V36H24V32H23V34L21 35ZM21 37H16L15 39H14V41H16V42H18V43H22L23 41L21 40ZM180 37H181V35H180ZM27 39H28V37H26ZM25 38V39H26ZM186 39H188V38H184L183 40L185 41ZM183 40H182V43H183ZM3 41H9V44L10 45H14L15 43H14V41H12V38H6V39H4ZM180 46H182L181 45V42L180 43H171L170 45H167V47H164V48H160V49H157V50H152V51H156L157 53H158V55H159V57L162 59V60H164V61H166V62H168L167 64H168V67L170 68V69H172L171 67H173V69H172V71L174 72L173 74H171V75H166L165 77H164V79L166 80V82H167V84L169 83V84H171V85H173V86H175V87H172V86H168L167 87V84H165L162 80H160V79H158V80H154V78L152 79V81H149L148 79L146 80V79H139V82H141L142 83V85L144 84V82L145 81H147V82H149V84H147V90L148 91H146V92H154V91H156V92H158V94H155V93H153L151 96H153L152 98H154L156 95H158V96H160V97H167V96H169L170 95V93L169 92H172V91H170V89H172L173 91H174V93H178V92H184V93H178V94H180V98H181V100H186V101H190V97H189V94H192V92H191V89H190V84H191V82H192V72L193 71H196V69H195V67H193L194 66V64L191 62V61H189V62H187L186 60H183V59H177V57H178V53H179V51H180V49H182L184 46H182L178 51H177V53H176V57H175V59L173 60L174 62H173V64H171V63H169L170 61H172V58H173V52H174V50L176 49V48H179ZM215 49H217V50H215ZM150 50V49H149ZM191 50V49H190ZM191 51H197V50H191ZM133 52V51H132ZM130 53V52H129ZM135 55H136V58L138 59V65H137V68L140 70V69H143V67L144 68H146V67H151L150 66V64H148V63H145V61L143 60H141V62L142 63H140V61H139V58H142V59H145V58H147V53H146V51H145V53H143V54H141V57H140V55H138V53H135V52H133ZM83 54V53H82ZM81 53L80 54H77V56H78V58H82V55ZM131 54V53H130ZM58 56V55H57ZM84 57V56H83ZM59 58V57H58ZM57 61V60H56ZM241 60H239V58H237L236 59V62H237V64H235L234 65V67H233V69H231V71H233V72H238V71H242V69H244L245 67L246 68H248L249 67V63H246L245 65H243L241 62H240ZM129 62H130V60H129ZM224 63H223V65L221 66L222 68H225L226 67V62L225 61H223ZM191 67V69L189 70V68ZM129 69L128 70H130L129 72H131V70H135V69H133V68H131V67H128ZM135 68V67H134ZM114 70H115V67H110V68H103L102 69V72L101 73H98L99 74V76H102L101 74H105V73H107V76H109L110 74H111V72H114ZM181 72H180V71ZM127 71V70H126ZM84 72V71H83ZM128 71H127V74L128 75H130V73H129ZM134 72V71H133ZM78 73H80V72H78ZM85 73V72H84ZM92 74H93V72H92V70L90 71V72H88V73H85L84 75H90V76H92ZM174 74H175V76H177V79L175 78V76H174ZM215 75H217V76H219L221 79H220V82L221 83H223V82H225V83H227V82H230V79L225 75V74H220V73H216ZM262 75H264V74H262ZM131 76H133V78H134V80L136 81V78H139L138 76H140V73H137V70L132 74L131 73ZM136 77V78H135ZM94 78H95V76H94ZM102 79H103V76H102ZM197 82V84H198V88H200L201 89V87L204 85L203 83H200L199 81H196ZM117 83H120V82H117ZM177 83V84H176ZM98 83H96V85H97ZM115 85H118V86H116L117 88H119L120 86L122 87V85L121 84H114L113 85V87L115 86ZM120 85V86H119ZM132 85H133V83H132ZM132 85H127V89L129 90V89H132ZM155 85H157L159 88H156L155 87ZM140 86V85H139ZM163 87H166L165 89H163ZM140 88L143 90V91H145L141 86H140ZM156 88V89H155ZM122 90V89H121ZM121 90H118V93H121ZM207 90H211V88H207ZM99 91V90H98ZM187 91V92H186ZM117 93V92H116ZM147 93V94H148ZM204 94H207V91H206V89L204 90ZM150 95V94H149ZM173 96V95H172ZM258 96H263V93H261V94H259ZM194 99H197L198 101H200L201 102V104H198L196 101H194ZM151 101V100H150ZM165 106H171V104H169V103H166V104H164ZM164 105H161V106H163L164 107ZM190 105H191V107H192V109H195V108H197L198 110H201V109H204L205 110V108H204V104H203V102L201 101V98H193L192 100H191V103H190ZM117 107V106H116ZM255 110L257 109V107L256 108H254ZM220 117L222 118V119H224V120H228V121H231L230 119H228V118H226L225 116H223V115H220ZM63 118V117H62ZM64 120H65V118H64ZM203 120L204 121H207V118L206 117H204L203 118ZM68 121H70V119L68 120ZM234 122V121H233ZM239 123V122H238ZM134 125H135V130L137 131V133L138 134H142V133H145V128H143V125L141 124V123H139V122H135L134 123ZM119 127H122L123 128V124H120L119 125ZM120 130H121V128H120ZM229 131H233V130H229ZM220 134L221 135H219V136H215L214 138V140L213 141H207V140H205V141H199V140H196V141H198V143L195 145V147L198 149V150H200L201 149V151H205L206 149H207V145H206V143H208V144H210V145H213V147H214V149H221L227 142L229 143V142H231V141H229V136L228 137H225L224 136V133H223V131H221L220 132ZM244 134V133H243ZM257 134H260V133H256V135ZM251 136H252V140L254 139V137H253V135L252 134H250ZM244 136H245V134H244ZM187 135L186 136H183V137H180V139H182V141H183V143L185 144V145H188V144H190L188 141H187ZM258 139H261V138H258ZM193 140V139H192ZM256 142V144L258 145H261V143H263L264 142V139L262 140V141H255ZM203 144H205L206 145V147H204L203 146ZM183 146V144L181 143V145H179V146H177V148H176V150H180L181 149V147ZM1 149H3L2 147H0ZM3 153H4V155L2 156V158H0V164H4L5 166L6 165H8L9 167H11V169H8L7 170V172L6 171H4L3 173H4V176L3 177H0V185H1V187H0V195L2 194V193H4V192H14V191H17V190H19V189H21V188H23V185L20 183V181H19V184H18V182H16L17 184V186H15V184H14V182H12V181H15V180H19L18 179V175H15L16 173H18L19 171L17 170V168L16 169H13L12 168V162L8 159V158H10V156H8V151L6 150V151H4L3 150ZM253 153V152H252ZM185 154H187V152H185ZM189 154H192V153H189ZM188 154V155H189ZM252 156L254 155V154H251ZM4 161L7 163V164H5L4 163ZM10 162H11V164H10ZM1 166V165H0ZM7 168V167H6ZM0 172H2L1 170H0ZM13 172H16L15 174H11V173H13ZM260 175H261V172L259 173ZM224 175L225 174H221V175H219L218 176V174L216 173V175H213L212 176V178L214 179V181L216 182V185H217V187H218V189H220V190H225L224 192L225 193H227V194H225V197H227L228 195L229 196H233V195H235V193H237V192H240V186L238 185V184H235L231 189H223V187H225L226 188V183H225V181L223 180V177H224ZM16 176H18V177H16ZM10 177V178H9ZM11 177H13V178H11ZM16 178V179H15ZM2 182H4L3 184H2ZM83 185V184H82ZM166 186V185H165ZM81 188H85L84 187V185L81 187ZM193 189H196V187H191V189H190V191L192 192L193 191ZM208 191L210 192V193H214L215 191H214V189L213 188H209L208 189ZM230 192H232V193H230ZM247 194H248V192H247ZM150 195V193L147 195V196H149ZM91 197V196H90ZM166 197H167V195H166ZM146 198V197H145ZM6 199H10V197L8 196ZM13 200H15V202L17 201V200H21L18 196H14L13 195ZM0 201H3V200H0ZM226 202V201H225ZM17 204V203H16ZM25 203L24 202H22V200H21V204H18L19 206H15L13 203H12V201H11V199L9 200V201H5V205H6V210H4L3 211V209L4 208H1V204H0V209H2V211H3V213H4V216H5V220H6V222L7 223H9L10 222V220H12L13 222V224H15L16 225V227L18 228L19 226H20V224L21 223H18L19 221H20V219L19 218H11L10 219V216L8 215V212L9 211H11L12 213H13V215L14 216H16V217H18V215H17V213H19L21 216H23V218H26L29 222H32L33 221V217L35 218V217H37V213L38 212H35V209H32V210H30L29 209V207H25V205H24ZM48 205V207L50 208V205L49 204H47ZM195 206H197V204H195ZM52 207V206H51ZM192 207V206H191ZM215 209H218L219 208V203H216L215 204V207H214ZM264 202H263V207H262V213H261V216H263V213H264ZM11 209V210H10ZM22 209H25V211H23ZM57 209V211H58V208H56ZM224 209H229V207H224ZM16 210H17V213H16ZM196 210H197V207H196ZM7 212V213H6ZM223 213H225V214H223V218H229L230 219V222L229 223H231V224H234L235 222H236V218H235V216H233V212H231V213H226V212H223ZM46 215V214H45ZM46 216H48V215H46ZM219 216V215H218ZM58 217V215H53L52 216V218H57ZM136 216H131L130 215V218H132V221H133V219L135 218ZM39 219H41V220H43L42 218H40L39 217ZM47 221H50L49 220V218H47ZM243 223V226H242V231H244V233L245 234H248V235H250L253 231H255L256 230V227H257V224H256V226L254 227V228H250V224L248 225L245 221H243L242 222ZM148 224V223H147ZM131 225H140L138 222H136V223H132ZM244 225H245V227H246V230H244ZM251 226H252V224H251ZM6 226H4V227H2L1 229H3V228H5ZM194 227H196V226H194ZM45 228H48L47 226L45 227ZM161 228V227H160ZM264 229V228H263ZM0 231H2V230H0ZM160 231V230H159ZM162 232H163V230H161ZM166 231H168V234H163L164 236H169V237H166L167 239H171L170 240V242H161V243H164L163 244V246H161V247H165V248H167L168 249V247H171L172 245H176V242H177V240H174V241H172V235H170V233H169V230L167 229ZM264 234V233H263ZM33 236V241H34V245L35 244H37L38 245V241H39V239L35 236V235H32ZM20 237H23L22 235L20 236ZM19 236L17 237V240L16 241H14L15 242V245H14V242H13V240L11 241V246H12V248H13V250H14V248L15 249H17V252H19L20 253V251H19V248H17L16 247V245H17V242L19 241V238H20ZM47 238H48V235H47ZM187 237L183 234V238L182 239H180L181 241H184L185 239H186ZM9 239H11L10 237H9ZM198 239V240H197ZM78 240V239H77ZM195 240H197L198 242H201L200 240H203V241H205V238H203V237H199V238H196ZM136 241V240H135ZM134 241V242H135ZM155 241H157L156 239H155ZM160 241V240H159ZM180 241V242H181ZM0 242H1V239H0ZM261 242H264V240H260V243ZM73 244H74V242H73ZM72 244V245H73ZM184 245H185V243H184ZM202 245H203V243L200 245L199 243H198V245H197V248H198V251H200V252H196V254L197 253H201V257H203L204 255H202V254H205V253H208L209 251L210 252H217V250H222V248L223 249H225L224 247H223V244L221 243L220 244V246L218 247V248H215V249H211V248H203L202 247ZM226 246V245H225ZM226 248H229V247H226ZM46 250H48V249H46ZM138 250V249H137ZM45 252H47V251H45ZM182 252V251H181ZM14 253H15V251H14ZM139 253H141V254H144V252H142L141 250H138V253L137 254H139ZM70 254V256L72 257L74 254H72V252H70L69 253ZM195 254V255H196ZM15 255V254H14ZM21 256V257H26L23 253H20V254H18V256ZM53 254H51L50 256H52ZM226 255H229V256H226ZM28 256V255H27ZM189 256V255H188ZM188 256H186V257H184L183 259H176V261H178V263H176V264H183L184 263V259H186V258H188ZM197 256H198V254H197ZM222 256V255H221ZM220 256V257H221ZM29 257V256H28ZM225 257H226V260L228 259V257H233V259H235L236 261L238 260V259H236L232 254H229V253H225ZM68 258V257H67ZM53 260H57L56 258H53L52 257V260H51V264H54V261ZM94 260H96V259H94ZM200 260L201 261H203L204 259L203 258H199L198 260H196L197 261V263L198 262H200ZM10 261V260H9ZM29 261H30V263L32 264V261H31V258H29ZM11 263H14L15 264V262H13V260L12 261H10ZM134 264H148L147 262H146V260H143V259H135L134 261ZM1 263H3V262H1ZM90 262H87V264H89ZM217 263H219V261L217 262ZM3 264H5V263H3ZM98 264V263H97Z\"/></svg>","mask_w":264,"mask_h":264},{"label":"snow or ice","instance_id":"snow-or-ice-1","mask_svg":"<svg viewBox=\"0 0 264 264\" xmlns=\"http://www.w3.org/2000/svg\"><path fill=\"white\" fill-rule=\"evenodd\" d=\"M229 6L233 9L234 15H242L243 8L238 5L234 4L229 0ZM244 19H240L236 22L235 27L238 29L240 26L244 23ZM261 103H264L262 101ZM249 112H252L253 109H248ZM2 114V113H0ZM261 117V119H264V111H260L257 113ZM237 121H240V117H236ZM251 126H257V127H251ZM223 127V126H221ZM247 132L248 134L255 135L257 132L261 133V138L264 139V123H259L255 119H244L243 121H240L239 123L233 122V131L225 130L224 136H233L237 142L244 139L243 133ZM215 138L211 135H208L207 137H201V140H207V141H213ZM198 143V141L193 140L190 144L185 146V149L176 150L173 149L171 146L168 147L169 154H166L164 156H158L156 157L158 164L154 166L151 170L148 168H144L142 172L139 171H133L131 175L125 176L123 172L120 173L118 177H113L114 179H120L123 178L125 180H130L131 185L135 186V191L139 195L136 197L141 204H146L147 206L151 207L152 202L157 199V197H163L166 196L170 192H175V188H166L164 185L167 184H178L181 189H184V183L182 181H188L190 178L193 181L197 180V173L200 172V169L197 168L195 165L200 164L204 165L207 162V156H205V153L203 151L198 150L195 145ZM193 153L190 157L185 155L184 153ZM171 153H175L174 155H171ZM211 154V153H209ZM200 157H203L201 160ZM233 157H229V159H232ZM139 160H143V157H139ZM246 161H251L252 163H256V161H260V167L262 170H264V151H260L257 155H253L250 157L244 158ZM191 161L192 167H186L185 162ZM23 168L24 165H21ZM127 168V165L125 166ZM241 169H244L247 173H253L255 172V169L251 166H245L241 165ZM103 170V169H101ZM239 171V170H238ZM187 173V174H186ZM145 174H147L148 179L147 181H142L141 179H137L135 177H143ZM203 174L206 176L207 169L205 168L203 170ZM248 180L249 183L252 182L251 176H241L240 177V183L243 184L245 180ZM261 180H264V175L260 176ZM39 183V181H37ZM89 187H93V185L89 184ZM191 187V186H190ZM157 189H162L161 191L157 192ZM146 190L153 193V195L146 196ZM185 191H189L190 195L194 198H199L198 191L197 192H191L189 189H184ZM96 193H101L103 191L102 188L96 187L95 188ZM14 196H18L22 202H24L27 206L30 208L35 205L37 206L35 210L39 211L40 205H47L49 202V197L47 193L40 192L39 190L33 188L32 186H25L23 189H19L17 191H14L12 193ZM227 194V193H225ZM56 195L60 196L61 192L59 189L56 190ZM63 195L65 197L68 196V192L64 191ZM81 199L85 202H91L92 204H95V200L89 201V194L87 192H82L79 194ZM128 196H133L134 193L131 190V187H129L127 191ZM146 199H141V197H145ZM110 199H115V197H109ZM175 198V197H173ZM188 197H185V200H187ZM161 204H163V200L159 201ZM71 203L73 206H77V202L75 199L71 200ZM59 206V205H58ZM118 207H123V205H118ZM175 207V206H173ZM105 211L108 212V207L105 206ZM161 211H168V209H161ZM81 213H88L89 217L95 216L97 219H100L99 213L94 208H83L81 209ZM110 214V213H109ZM149 218H152L151 216ZM69 224H73L72 220L69 218L68 220ZM105 224H111L113 221L111 220H104ZM160 224L163 226L164 221L161 220ZM75 225L73 224V229H75ZM195 247V245H194Z\"/></svg>","mask_w":264,"mask_h":264},{"label":"trees","instance_id":"trees-1","mask_svg":"<svg viewBox=\"0 0 264 264\" xmlns=\"http://www.w3.org/2000/svg\"><path fill=\"white\" fill-rule=\"evenodd\" d=\"M31 6H33V5L31 4ZM65 7L77 8L73 12V15H71L72 18L70 20V24L75 25V23L78 20H80V21L84 20L90 26L91 23L88 20H92L93 18H95V19L99 18V19H103V21H104L106 19L108 24H110V25L113 24V26H114V28L111 29L112 32H110V33L115 34V36H117L116 34H119V36H121V37H128V36L134 37V38L138 39L145 48H148L150 50H157L160 48H164V47H167V45H170L171 43H180V42L182 43L183 38H190L191 36H198V35H195L192 33V32H194V26L197 23V21L194 22L193 19H191L192 22H189L187 27H185V28L179 27V29H178L179 33L176 34L177 36H179V38H178V40H174V38L172 37L173 31H171L172 27L168 31V29H166L164 27V22L162 20H157V19L146 16L143 18H145L146 22H148V20H149L150 23L148 26H146V25L142 26L141 22L139 24H137L136 22H138V21L132 22L130 19L124 17L123 15L117 16L116 14H118V12L115 9L107 11L104 9V7L101 5V3H99V2L94 3L92 0L87 4V7H86L87 11L83 10V9H85L84 7H80V8L78 7V1H74V2L71 1L70 3H67L65 5ZM203 8L205 9V7H203ZM35 10H36V8H33L32 10H30L28 7H23V10H22V16L23 17L22 18L26 19L27 17H31V16L34 17L35 16V13H34ZM210 10L215 12V13L218 11L216 8H211ZM204 12H206V11L204 10ZM88 14H90L88 17L84 16V15H88ZM81 15H83V17H81ZM113 16L115 17V20L113 19ZM54 17H56V16H53V17L49 16L48 18L50 20L51 19L53 20ZM39 18L41 20V17H39ZM118 18H119V20H118ZM69 19H70L69 15H68V17H64V21H67ZM200 19H203V18H199V20ZM42 21H43V19H42ZM207 22L209 23V21H207ZM114 23H115V25H114ZM220 23H222V22H220ZM43 24H45V23H43ZM213 27H215V25ZM179 34L181 35V37ZM215 50H217V49H215ZM257 206L260 209L263 207V200L262 199L257 200ZM4 210H6V208L3 209V211ZM12 225H13V223H8L6 225V227L3 228L2 231L0 232V239H1V242H0V261L5 263V264H8V263L13 264L10 261H12V259L15 256L14 250L11 246V241L12 240H13V242L16 241L17 237L14 236V238L11 237V239H9V235H8V231H10V230L15 231V229L11 228ZM96 232H97V229L94 231V233H96ZM103 241H106V240L103 239ZM14 245H15V242H14ZM91 256H93V255H91ZM96 256H99V254ZM16 258H17L16 260H13L14 262L16 261L15 264H31L29 261V258H27V257L19 258V256L17 255Z\"/></svg>","mask_w":264,"mask_h":264},{"label":"water","instance_id":"water-1","mask_svg":"<svg viewBox=\"0 0 264 264\" xmlns=\"http://www.w3.org/2000/svg\"><path fill=\"white\" fill-rule=\"evenodd\" d=\"M0 264H1V261H0Z\"/></svg>","mask_w":264,"mask_h":264}]
</instances>
